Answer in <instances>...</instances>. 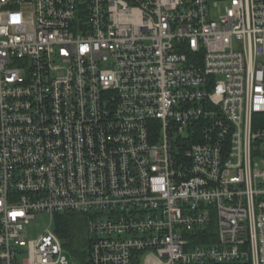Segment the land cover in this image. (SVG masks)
<instances>
[{
    "label": "built area",
    "instance_id": "obj_1",
    "mask_svg": "<svg viewBox=\"0 0 264 264\" xmlns=\"http://www.w3.org/2000/svg\"><path fill=\"white\" fill-rule=\"evenodd\" d=\"M264 264V0H0V264Z\"/></svg>",
    "mask_w": 264,
    "mask_h": 264
},
{
    "label": "trees",
    "instance_id": "obj_2",
    "mask_svg": "<svg viewBox=\"0 0 264 264\" xmlns=\"http://www.w3.org/2000/svg\"><path fill=\"white\" fill-rule=\"evenodd\" d=\"M87 216L78 212H62L56 213L54 217V230L65 241V247L70 248L69 252L73 256H78L81 264H88L87 251L76 248L73 244L74 237L79 233V237H85V225ZM87 245V242H86Z\"/></svg>",
    "mask_w": 264,
    "mask_h": 264
},
{
    "label": "rangeland",
    "instance_id": "obj_3",
    "mask_svg": "<svg viewBox=\"0 0 264 264\" xmlns=\"http://www.w3.org/2000/svg\"><path fill=\"white\" fill-rule=\"evenodd\" d=\"M54 222L50 221V216L47 212H37L36 219L31 221L27 227V234L30 238H35L41 234L46 228L54 231ZM74 247L87 250L86 239L84 236L79 237L77 233L74 237ZM70 250V248H68ZM67 249V250H68ZM69 250L67 251L68 264H81L78 256H73L70 254Z\"/></svg>",
    "mask_w": 264,
    "mask_h": 264
}]
</instances>
